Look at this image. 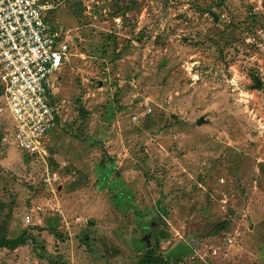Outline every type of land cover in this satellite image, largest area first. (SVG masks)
Instances as JSON below:
<instances>
[{
  "label": "rangeland",
  "instance_id": "1",
  "mask_svg": "<svg viewBox=\"0 0 264 264\" xmlns=\"http://www.w3.org/2000/svg\"><path fill=\"white\" fill-rule=\"evenodd\" d=\"M45 19L68 37L60 116L41 158L0 115V227L29 236L0 264H264V0H59Z\"/></svg>",
  "mask_w": 264,
  "mask_h": 264
},
{
  "label": "built area",
  "instance_id": "2",
  "mask_svg": "<svg viewBox=\"0 0 264 264\" xmlns=\"http://www.w3.org/2000/svg\"><path fill=\"white\" fill-rule=\"evenodd\" d=\"M58 3L0 0V115L8 118L15 146L41 158L60 116L52 92L69 54L68 37H61L45 19ZM131 117L136 120L139 115ZM46 169L42 180L50 185L57 177Z\"/></svg>",
  "mask_w": 264,
  "mask_h": 264
},
{
  "label": "trees",
  "instance_id": "3",
  "mask_svg": "<svg viewBox=\"0 0 264 264\" xmlns=\"http://www.w3.org/2000/svg\"><path fill=\"white\" fill-rule=\"evenodd\" d=\"M100 167H103V168L106 167L109 170L108 172H111V170L114 168L113 165L112 166H106L103 163H101L99 165V169H100ZM109 174L110 173H108V175ZM114 184L117 185L118 183L117 182L113 183L112 186H114ZM28 237L26 235H22V236H19L17 238H6L4 236V234L2 233V228L0 227V247H6L8 249H14L18 245L23 244L26 241V238H28ZM159 260L160 259L158 257L153 256L152 250H147L136 262H133L131 264H158ZM164 264H169V263L165 262Z\"/></svg>",
  "mask_w": 264,
  "mask_h": 264
},
{
  "label": "crops",
  "instance_id": "4",
  "mask_svg": "<svg viewBox=\"0 0 264 264\" xmlns=\"http://www.w3.org/2000/svg\"><path fill=\"white\" fill-rule=\"evenodd\" d=\"M55 127H56V126H55ZM55 127H54V128H55ZM54 128L52 129V131L50 132V134L53 133ZM49 137H50V135H49Z\"/></svg>",
  "mask_w": 264,
  "mask_h": 264
},
{
  "label": "water",
  "instance_id": "5",
  "mask_svg": "<svg viewBox=\"0 0 264 264\" xmlns=\"http://www.w3.org/2000/svg\"><path fill=\"white\" fill-rule=\"evenodd\" d=\"M88 223H91L89 220H87Z\"/></svg>",
  "mask_w": 264,
  "mask_h": 264
}]
</instances>
